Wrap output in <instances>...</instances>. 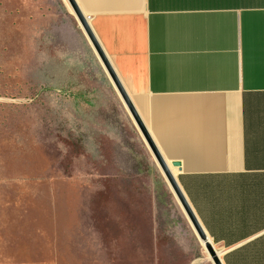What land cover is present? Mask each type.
Masks as SVG:
<instances>
[{"label":"rangeland","instance_id":"374dc122","mask_svg":"<svg viewBox=\"0 0 264 264\" xmlns=\"http://www.w3.org/2000/svg\"><path fill=\"white\" fill-rule=\"evenodd\" d=\"M10 1L0 0V264H209L85 40Z\"/></svg>","mask_w":264,"mask_h":264},{"label":"crops","instance_id":"0c3cea01","mask_svg":"<svg viewBox=\"0 0 264 264\" xmlns=\"http://www.w3.org/2000/svg\"><path fill=\"white\" fill-rule=\"evenodd\" d=\"M71 1L217 258L264 264V0ZM19 7L44 28L72 27L120 101L68 0Z\"/></svg>","mask_w":264,"mask_h":264},{"label":"water","instance_id":"95a60500","mask_svg":"<svg viewBox=\"0 0 264 264\" xmlns=\"http://www.w3.org/2000/svg\"><path fill=\"white\" fill-rule=\"evenodd\" d=\"M70 5H72V8L74 10V13L78 19V21H80L81 27L84 30L85 35L89 38L95 52L98 54L99 59L102 63V66L104 69H106L112 84L115 86L119 96H120V101L123 102L126 110L129 113V116L133 119V122L137 128V130L139 131V133H141L142 137L145 140V143L148 147V149H150L154 159L156 160L157 164L159 165V167L162 170V173L164 175L165 180L167 181L171 192L174 194V196L176 197L179 206L182 210V212L184 213L188 223L190 224L191 228H193L198 240L204 244V248L205 250H207V252L209 253L210 256V260L213 261V264H222L220 259L217 258V256L215 255L214 252V248L212 246V244H210L207 241V238L205 237V234L202 230V228H200L194 213L191 211V208L189 206V204H187V201L185 200V197L182 195L180 189L178 188V185L176 183V181L173 179L172 175H170L169 171L167 170L166 165L163 163L158 150L155 148V146L153 145L148 133L145 131L144 126L140 120V117L136 114L133 105L131 103V101L129 100V98H127L123 88L121 85H119V83L117 82V79L115 78V75L112 71V69L110 68L108 61L104 55V53L101 52L95 37L92 36V33L87 25V22L83 20V18L81 17L79 11L77 10L76 6L73 4V2L71 0H68Z\"/></svg>","mask_w":264,"mask_h":264},{"label":"bare ground","instance_id":"6f19581e","mask_svg":"<svg viewBox=\"0 0 264 264\" xmlns=\"http://www.w3.org/2000/svg\"><path fill=\"white\" fill-rule=\"evenodd\" d=\"M203 244V243H202Z\"/></svg>","mask_w":264,"mask_h":264}]
</instances>
